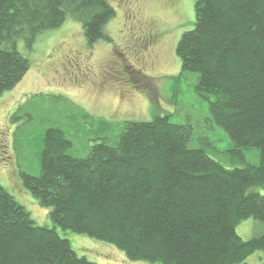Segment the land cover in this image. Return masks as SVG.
Masks as SVG:
<instances>
[{
	"label": "trees",
	"instance_id": "16d2710c",
	"mask_svg": "<svg viewBox=\"0 0 264 264\" xmlns=\"http://www.w3.org/2000/svg\"><path fill=\"white\" fill-rule=\"evenodd\" d=\"M114 15L107 0H0V96L30 67L19 50L38 35L79 21L88 46L107 39ZM193 28L176 55L197 74L194 92L208 101L209 120L225 130V168L191 148L188 126L169 116L126 121L114 144L67 154L71 142L55 127L40 136L39 173L22 185L49 208L52 228L39 226L0 184V264H96L78 256L56 227L111 244L131 262L264 264V0H196ZM256 148L258 162H244ZM254 219L262 231L243 240L236 226Z\"/></svg>",
	"mask_w": 264,
	"mask_h": 264
},
{
	"label": "rangeland",
	"instance_id": "374dc122",
	"mask_svg": "<svg viewBox=\"0 0 264 264\" xmlns=\"http://www.w3.org/2000/svg\"><path fill=\"white\" fill-rule=\"evenodd\" d=\"M114 15L105 26L107 39L88 46L82 24L68 17L37 36L23 78L0 96V184L39 226L52 228L49 208L22 185L21 175L39 173L41 135L61 129L71 142L67 154L85 157L95 143L114 144L126 121L169 116L188 126L189 146L202 148L225 168L243 166L231 160L225 130L209 120L208 101L194 92L197 74L182 70L176 55L181 35L193 28L196 0H107ZM244 162L256 164L258 150H244ZM258 192L264 195V187ZM75 253L96 264L131 262L115 246L56 227ZM262 225L247 219L236 233L248 240ZM255 252L247 264H261Z\"/></svg>",
	"mask_w": 264,
	"mask_h": 264
}]
</instances>
